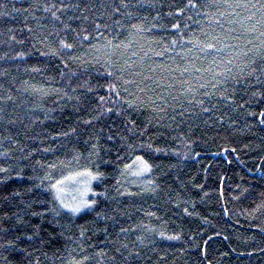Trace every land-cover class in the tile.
<instances>
[{
    "label": "trees",
    "instance_id": "1",
    "mask_svg": "<svg viewBox=\"0 0 264 264\" xmlns=\"http://www.w3.org/2000/svg\"><path fill=\"white\" fill-rule=\"evenodd\" d=\"M0 264H264V0H0Z\"/></svg>",
    "mask_w": 264,
    "mask_h": 264
},
{
    "label": "rangeland",
    "instance_id": "2",
    "mask_svg": "<svg viewBox=\"0 0 264 264\" xmlns=\"http://www.w3.org/2000/svg\"><path fill=\"white\" fill-rule=\"evenodd\" d=\"M68 189L71 194H67L68 196L67 199L69 200V203H67V205L69 206V208L74 206L73 208L76 207V208L81 209L83 206L81 205L82 202L80 201L84 197V191H83L84 189L82 187V182L80 180L70 182L68 184Z\"/></svg>",
    "mask_w": 264,
    "mask_h": 264
},
{
    "label": "snow or ice",
    "instance_id": "3",
    "mask_svg": "<svg viewBox=\"0 0 264 264\" xmlns=\"http://www.w3.org/2000/svg\"><path fill=\"white\" fill-rule=\"evenodd\" d=\"M69 47H71V45H69ZM73 211H77L78 212V211H80V209L79 208H75V209H73Z\"/></svg>",
    "mask_w": 264,
    "mask_h": 264
}]
</instances>
